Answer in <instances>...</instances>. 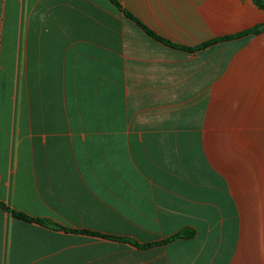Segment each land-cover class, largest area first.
<instances>
[{"label":"crops","instance_id":"1","mask_svg":"<svg viewBox=\"0 0 264 264\" xmlns=\"http://www.w3.org/2000/svg\"><path fill=\"white\" fill-rule=\"evenodd\" d=\"M117 1L0 0V264H264V0Z\"/></svg>","mask_w":264,"mask_h":264},{"label":"trees","instance_id":"2","mask_svg":"<svg viewBox=\"0 0 264 264\" xmlns=\"http://www.w3.org/2000/svg\"><path fill=\"white\" fill-rule=\"evenodd\" d=\"M111 1L114 4H116L124 12L126 17H128L129 19L134 21L138 26H140L142 29H144L146 31V33H148V35H150L152 38L156 39L157 41H159L161 43H164L165 45H168V46H171V47H176V48L179 47L178 45H174L173 43H171V42H169V41H167L165 39H162L159 36H157L154 32H152L149 28H147L146 25L142 21L137 19L130 12L124 10V8L120 5V3L117 0H111ZM263 30H264V26H260L258 28H255L253 30L241 33V34L236 35V36L227 37V38H224V39H221V40H218V41L208 42V43L204 44L202 47L205 48V47L211 46V45H213V44H215L217 42L227 41V40H230V39L240 38V37L248 36L250 34L259 33V32H261ZM0 207L5 208L4 204H2L1 202H0ZM10 212L12 213V215L15 218H17L19 220H23V221H26V222H29V223H37V224H40V225L45 226V227L61 228V226H59L58 224H56V223H54V222H52L51 220H48V219L34 218V217L28 216V215H26V214H24L22 212L16 211V210H10ZM88 233L93 234V235H99L97 233H92V232H88ZM194 235H195L194 232L189 231V230H184V231L179 232L175 236H173L171 238H168L167 240L163 241L162 244L163 243H169V242L174 241L176 239L192 238V237H194ZM106 237L110 238V239L126 241L125 239H119V238H116V237H111V236H106ZM155 245H160V244L158 243V244H155ZM152 246H154V245H146V246H144V248H148V247H152Z\"/></svg>","mask_w":264,"mask_h":264}]
</instances>
